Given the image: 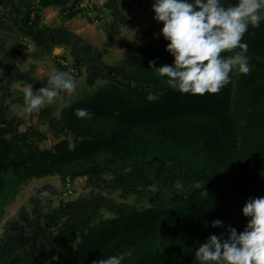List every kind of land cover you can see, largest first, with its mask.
Here are the masks:
<instances>
[{"label": "trees", "instance_id": "obj_1", "mask_svg": "<svg viewBox=\"0 0 264 264\" xmlns=\"http://www.w3.org/2000/svg\"><path fill=\"white\" fill-rule=\"evenodd\" d=\"M82 1L43 0L31 10L34 19L25 22V34L47 31L41 11L50 6L60 7L67 20L78 15L87 19ZM222 2L227 7L237 0ZM244 41L254 66L251 73L237 71L238 78L233 74L219 93L204 96L174 91L150 66L151 61L155 68L174 63L161 34L128 42L116 66H90L75 57L76 73L70 75L81 77L86 67L89 85H103L65 106L56 125L51 122V129L61 135L52 149L41 148L44 133L24 129L22 119L0 111V221L22 186L33 180L124 177L126 187L129 178L124 175L134 179L151 168L160 182L157 199L165 202L111 209L109 219L84 217L66 223L50 237L60 246L79 236L64 264H99L135 239L139 242L119 254L122 264H199L195 251L211 235L226 239L230 227L244 231V205L264 197V22L259 29L249 28ZM24 48L20 44L16 54ZM149 92L158 101L149 102ZM78 108L88 109L90 118H78ZM215 220L223 227H212ZM56 227L46 230L47 235ZM47 264L58 263L51 259Z\"/></svg>", "mask_w": 264, "mask_h": 264}, {"label": "clouds", "instance_id": "obj_2", "mask_svg": "<svg viewBox=\"0 0 264 264\" xmlns=\"http://www.w3.org/2000/svg\"><path fill=\"white\" fill-rule=\"evenodd\" d=\"M153 12L154 19L163 24L160 34L169 42L166 51L174 63L155 68L156 62L151 61L150 66L174 91L217 94L232 82L235 72L248 75L253 70L244 37L249 28L259 29L264 22V0H237L227 7L222 0H154ZM0 75H4L2 69ZM47 81L39 91L30 86L25 92L27 113H38L61 94L77 90L76 78L68 72L57 71ZM146 99L156 102L159 97L149 92ZM75 115L90 118L91 113L78 108ZM74 148L70 141L69 149ZM242 213L248 220L244 231L230 227L226 239L211 235L195 251L199 264H264V197L249 199ZM212 227L221 228L223 222L215 220ZM123 259V255H113L99 264H122Z\"/></svg>", "mask_w": 264, "mask_h": 264}, {"label": "rangeland", "instance_id": "obj_3", "mask_svg": "<svg viewBox=\"0 0 264 264\" xmlns=\"http://www.w3.org/2000/svg\"><path fill=\"white\" fill-rule=\"evenodd\" d=\"M103 20L89 23L100 25ZM156 25L158 28L152 34L154 37L162 30L159 22H156ZM149 30L151 29L147 27L138 33L131 30V34L135 40H139V36L141 39H147L151 37L145 36L146 32H150ZM123 55L124 52L117 49L106 60L107 64L103 63L100 67L118 65ZM67 64L70 71L75 70L71 63ZM86 71L85 67L84 74L81 77H75L76 92L71 95L61 94L59 97L61 99L56 97L51 104L46 103L39 112L41 116L36 117L27 113L25 105H22V108L15 107L14 111L18 118L24 121V129L34 127L45 134L46 139L40 144L42 149H52L61 140V135L54 132L50 124L53 121L56 125L64 107L85 95L92 94L103 85L99 81L94 86H90ZM66 72L69 73V71ZM234 76L237 79L238 73L235 72ZM56 103L57 109L52 108ZM124 176L129 178L126 187L123 186L124 177L119 179L107 177L100 180L79 178L75 181L70 179L62 181L59 176L33 180L22 186L16 200L6 209V214L0 221V264H47V261L51 259L54 263L64 264L69 256L68 248L79 241V236L68 237L66 244L60 246L52 244L50 237L56 236L59 228L66 223L84 217L109 219L112 217L111 209L127 206L146 208L165 202V198L157 199L161 197L160 182L153 169L145 170L142 175H137L134 179H130L131 176L128 174ZM45 187L56 191V196L38 194V191ZM53 226L57 227L52 229L51 236H48L46 230ZM138 242V239L127 242L121 251L115 254L128 252Z\"/></svg>", "mask_w": 264, "mask_h": 264}, {"label": "crops", "instance_id": "obj_4", "mask_svg": "<svg viewBox=\"0 0 264 264\" xmlns=\"http://www.w3.org/2000/svg\"><path fill=\"white\" fill-rule=\"evenodd\" d=\"M42 1L0 0V69L4 73L0 75V111L7 110L17 118L15 107H23L24 94L30 86L34 92L39 91L47 86L52 74L66 72L59 67V60L74 66L75 57L80 56L90 66L100 67L107 64L113 52H124L127 43L135 40L131 30L138 33L147 27L151 30L144 31L145 36H152L158 28L154 0H83V7H93L104 15L100 25L87 22L82 15L67 20L60 7L50 6L41 11V25L47 31L29 36L25 34V22L33 20L31 10ZM24 36H28L29 42L23 53L17 55ZM56 106L57 103L52 108L57 109Z\"/></svg>", "mask_w": 264, "mask_h": 264}, {"label": "built area", "instance_id": "obj_5", "mask_svg": "<svg viewBox=\"0 0 264 264\" xmlns=\"http://www.w3.org/2000/svg\"><path fill=\"white\" fill-rule=\"evenodd\" d=\"M80 8H81V9H83V8H84V9H87V11H85L84 14L86 15L87 19H90L91 21H93L92 23L100 22V21H102L103 18H104V15H102V14L99 13V12H97V11L95 10V8H93V7H83V6H82V3H81ZM32 19H34V14H33ZM28 40H29L28 38H23L21 44H22V45H26V44L28 43ZM58 62H59V65H60L62 68H64V69H66L67 71H69L70 74H75V73H76L75 70H74V71H73V70H72V71L69 70V68H68V64H67L66 61H58Z\"/></svg>", "mask_w": 264, "mask_h": 264}, {"label": "water", "instance_id": "obj_6", "mask_svg": "<svg viewBox=\"0 0 264 264\" xmlns=\"http://www.w3.org/2000/svg\"><path fill=\"white\" fill-rule=\"evenodd\" d=\"M38 194H40V195H48L49 197H54V196H56L57 193L52 188L45 187L43 189H40L38 191Z\"/></svg>", "mask_w": 264, "mask_h": 264}]
</instances>
